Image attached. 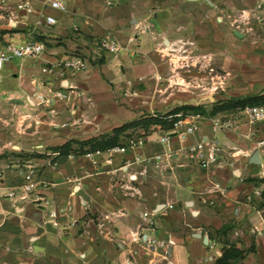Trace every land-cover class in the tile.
I'll use <instances>...</instances> for the list:
<instances>
[{"label":"crops","instance_id":"1","mask_svg":"<svg viewBox=\"0 0 264 264\" xmlns=\"http://www.w3.org/2000/svg\"><path fill=\"white\" fill-rule=\"evenodd\" d=\"M26 1L35 27L3 34L0 46L41 37L46 49L14 65L0 91L1 112L14 103L13 131H0V264H215L230 248L243 252L232 264H264V144L246 137L244 124L214 129L212 118L223 112L204 115L193 134H170V148L159 141L161 130L139 128L123 138L124 151L60 155L54 149L178 106L168 88L151 89L156 78L178 77L170 71L173 58L156 53L175 43L168 38L162 48L159 37L165 42L171 33L192 35L197 25H212L208 45L227 47L212 53L226 68L235 58L226 53L235 47L232 26L255 25L253 38L232 29L242 41L236 58L246 43L263 52L264 0H63L65 11L51 7L53 0ZM38 14L56 23L46 25ZM106 33L120 44L117 54L96 45ZM74 54L87 57L85 70L42 71ZM97 56L101 62H90ZM131 82H141L143 95L131 97ZM60 83L74 91L70 99L54 97ZM33 94L48 97V105H30ZM0 116V124L7 122ZM205 137L218 148L207 168L196 151ZM138 138L143 145L129 146ZM255 150L259 164L250 161ZM30 167L34 188L25 193Z\"/></svg>","mask_w":264,"mask_h":264},{"label":"rangeland","instance_id":"2","mask_svg":"<svg viewBox=\"0 0 264 264\" xmlns=\"http://www.w3.org/2000/svg\"><path fill=\"white\" fill-rule=\"evenodd\" d=\"M1 5L3 8H0V40L3 34L28 32L35 27V25L32 24L35 21L32 19L29 20L30 18H28V15H30L29 17L34 15L33 9L31 12L24 10L18 11L17 3L12 0H3L1 1ZM42 15L43 14H38L40 19H43ZM24 18L25 21L29 23L28 25L20 23L17 25L14 24L16 20L21 21ZM9 21H12L11 25H9ZM248 26L249 29L240 28L239 25L232 26L230 29L229 38L235 43V47L230 46L229 51L226 53L230 57L235 58L226 68L222 67L221 62L215 61L212 53L220 55L221 51L227 47H213L208 45L212 39V25H197V32L194 31V34L192 33V35L188 32L178 35L171 33L165 39L170 38L175 44L173 46L166 45L167 48L165 51L156 50V53L165 54L167 58H173L171 64H169L170 71L172 72V75L178 74V77L174 79L172 78L171 81H168L164 77L156 78L151 89L155 92L157 89L168 88L173 92V95H176L175 97L179 101L177 102L179 103L178 106L185 104L201 105L204 109L205 115L209 114L213 106L218 103L226 101L232 102L236 99L259 94L264 95V51L259 52L252 44L250 45V43H246L244 46L246 50L244 56H240L239 59L236 58L238 52L234 48H237L238 44L242 43V41L235 36L232 29L242 33L243 37H245L244 33H247V37L250 38L258 36V26ZM260 32L264 33V30H261ZM190 37H196L197 40L202 42L201 45H195L193 42L191 43L189 40ZM159 39H161L160 43L163 48L164 44H166L162 40L163 36L159 37ZM102 59L103 56H97L94 59L90 58V62L99 63ZM20 60V58H13L11 61L4 63L0 72V91L7 86L9 74H11L13 66L19 64ZM140 83L141 82H131V97H139L140 94L143 95L142 90L140 89L142 84ZM59 88L60 85L57 90H59ZM211 96H213L214 101L209 100V97ZM3 98L2 95V99ZM32 101L34 102V105H36V101L39 103V100L34 94L31 96V102ZM8 104H10L11 110H4L2 112L0 104V114H2L5 120L9 122H3L0 124L2 125L0 126V131L7 136L11 135V132L13 131L11 124L14 121V103L8 101ZM155 113L162 112L155 111ZM221 115L225 116L230 114H225V112H223Z\"/></svg>","mask_w":264,"mask_h":264},{"label":"built area","instance_id":"3","mask_svg":"<svg viewBox=\"0 0 264 264\" xmlns=\"http://www.w3.org/2000/svg\"><path fill=\"white\" fill-rule=\"evenodd\" d=\"M18 9L31 12L32 8L27 1H21L17 5ZM51 7L59 9L61 11L66 10V5L63 0H53L51 1ZM46 25H53L56 23V19L49 15H42ZM132 40V39H130ZM96 45L99 49L108 52L110 54H117L121 46L118 41L112 37L111 34L106 33L102 35L99 39L96 40ZM46 49L45 42L39 38H30L25 41L14 42L7 41L0 46V72L4 66L5 62L11 61L13 58H36L44 53ZM89 65V60L87 57L82 54H74L70 58L62 62H55L50 65H46L42 71L43 72H52L53 70H70L72 72L83 71ZM1 82V74H0ZM74 91H69L68 88H65L62 83H60L59 90L53 92L54 97L59 99H70L71 94ZM34 96L39 100V104H48L49 98L44 95ZM28 102L30 105H34L29 99ZM176 120L173 122L171 129L165 130L160 125H154L152 129H159L163 133L159 137V141L166 144L167 147L171 146V139L169 137L172 133H177L179 136H186L193 134L198 129V121L204 118V115L201 113H183L179 112L174 115ZM213 127L214 129H239L241 124L247 126L248 131L245 134L248 138H257V145L261 146L264 144V101L255 104L248 105L243 108H239L230 115L225 116H214ZM262 137L261 139L259 137ZM144 144L143 138L131 139L129 141V146H141ZM111 151H124L123 147H115L110 149ZM197 159L199 165L203 168L209 167L217 159V145L213 139H208L207 137L202 138L201 141L196 146ZM161 156L157 155L155 157L142 158L138 156L136 158L137 162L150 161L153 159H160ZM33 168L30 167L29 171L25 174V184L23 185V191L29 193L33 190L34 185L32 182ZM3 173L0 171V179H2ZM9 197H15L14 192L8 193ZM53 216H57V212L52 213Z\"/></svg>","mask_w":264,"mask_h":264},{"label":"trees","instance_id":"4","mask_svg":"<svg viewBox=\"0 0 264 264\" xmlns=\"http://www.w3.org/2000/svg\"><path fill=\"white\" fill-rule=\"evenodd\" d=\"M42 39L41 37H38ZM264 101V95L248 96L242 99H236L232 102L226 101L214 105L209 114H215L218 112H233L239 108H243L248 105L259 104ZM183 113H201L205 115L204 109L201 105L185 104L175 107L165 113H155L143 115L137 119L126 122L118 127H115L111 133L91 137L83 141H67L61 146L54 149L59 151V154L68 153H93L99 151H107L115 147L123 146L125 141L123 138L127 137L128 131H135L140 128L145 133L154 125H160L163 129L168 130L173 126V122L176 120L175 114ZM75 144V147H73ZM243 252L230 248L225 250L221 257H219L215 264H232L230 260L242 257Z\"/></svg>","mask_w":264,"mask_h":264},{"label":"water","instance_id":"5","mask_svg":"<svg viewBox=\"0 0 264 264\" xmlns=\"http://www.w3.org/2000/svg\"><path fill=\"white\" fill-rule=\"evenodd\" d=\"M235 34H236L237 36H239V37L242 36V34L239 33L238 31H236ZM165 43L168 44V40H167V39L165 40ZM209 100L214 101L213 96L209 97ZM250 161L253 162V163H256V164H259V163L261 162V160H260V156H259V151H258V150H255V151L253 152ZM204 241H205L206 244L208 243V239H207V237H204Z\"/></svg>","mask_w":264,"mask_h":264}]
</instances>
